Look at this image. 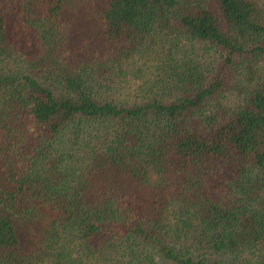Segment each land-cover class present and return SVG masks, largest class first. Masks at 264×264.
Here are the masks:
<instances>
[{
    "label": "trees",
    "instance_id": "trees-1",
    "mask_svg": "<svg viewBox=\"0 0 264 264\" xmlns=\"http://www.w3.org/2000/svg\"><path fill=\"white\" fill-rule=\"evenodd\" d=\"M0 264H264V0H0Z\"/></svg>",
    "mask_w": 264,
    "mask_h": 264
}]
</instances>
